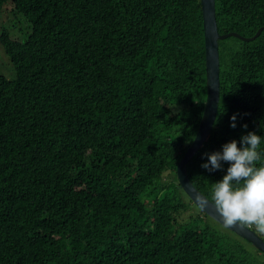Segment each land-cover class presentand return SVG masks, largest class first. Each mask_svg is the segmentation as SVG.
I'll return each mask as SVG.
<instances>
[{"label": "trees", "instance_id": "1", "mask_svg": "<svg viewBox=\"0 0 264 264\" xmlns=\"http://www.w3.org/2000/svg\"><path fill=\"white\" fill-rule=\"evenodd\" d=\"M6 3L31 31L0 32L15 72L0 75V264H264L176 177L206 99L200 0ZM215 17L253 36L264 0H215ZM218 46L216 117L186 165L211 201L229 164L209 171L206 153L255 132L264 163V29Z\"/></svg>", "mask_w": 264, "mask_h": 264}, {"label": "clouds", "instance_id": "2", "mask_svg": "<svg viewBox=\"0 0 264 264\" xmlns=\"http://www.w3.org/2000/svg\"><path fill=\"white\" fill-rule=\"evenodd\" d=\"M236 114L231 117V127H236ZM247 127V125H243ZM261 136L248 132L240 140H232L222 145V151L206 153L208 160L201 166L209 171L222 167L227 162L226 175L212 184V202L225 227H255L264 234V163L258 151ZM208 201H203L205 206Z\"/></svg>", "mask_w": 264, "mask_h": 264}, {"label": "water", "instance_id": "3", "mask_svg": "<svg viewBox=\"0 0 264 264\" xmlns=\"http://www.w3.org/2000/svg\"><path fill=\"white\" fill-rule=\"evenodd\" d=\"M200 5L205 48L206 99L194 139L177 163L176 177L180 187L192 202L210 218L224 226L216 211L214 203L203 195L190 181L186 165L188 160L196 153L209 135L216 117L220 91L218 41L229 36H234L244 41H251L260 34L264 26L260 27L253 36L249 37L242 36L236 32L220 34L217 29L215 17V0H200ZM203 201H208V203L202 206ZM226 228L250 242L256 249L264 252L263 239L248 226L237 225L235 227Z\"/></svg>", "mask_w": 264, "mask_h": 264}, {"label": "rangeland", "instance_id": "4", "mask_svg": "<svg viewBox=\"0 0 264 264\" xmlns=\"http://www.w3.org/2000/svg\"><path fill=\"white\" fill-rule=\"evenodd\" d=\"M7 30L10 37L23 41L27 38L31 31L30 24L24 16L12 9L11 5L6 3L0 11V32ZM0 75L7 79H13L15 76L14 67L10 62L8 55L5 53L2 45L0 44ZM169 171L163 174V180H166ZM186 217L185 215L182 216Z\"/></svg>", "mask_w": 264, "mask_h": 264}]
</instances>
